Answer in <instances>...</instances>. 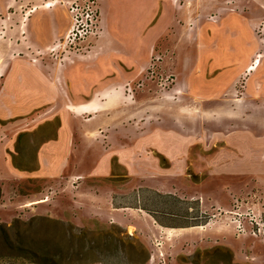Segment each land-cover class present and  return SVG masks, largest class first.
Returning a JSON list of instances; mask_svg holds the SVG:
<instances>
[{"label": "rangeland", "instance_id": "obj_1", "mask_svg": "<svg viewBox=\"0 0 264 264\" xmlns=\"http://www.w3.org/2000/svg\"><path fill=\"white\" fill-rule=\"evenodd\" d=\"M117 12L138 18L142 11ZM12 13L7 1L0 10V78L14 40L3 20ZM231 18L242 25L231 26ZM160 21L148 64L126 91L141 121L130 118L119 128L124 134L113 130V138L98 132L102 147L85 156L82 179L13 181L8 194L0 185V227L12 245L0 246V264H264V115L249 121L251 111L233 102L227 107L223 99L225 87L229 101L247 97L251 80L260 87L257 96L264 91V0H171L161 3L152 25ZM243 39L250 46L243 57L251 54L245 67L220 57ZM54 52L61 59L75 54L68 47ZM259 59L249 77L246 67ZM227 73L226 86L204 87ZM186 75L204 89L186 93ZM212 109L227 113L213 119L202 113ZM214 153L223 172L207 165ZM117 158L128 160L129 176ZM107 161L113 166L105 172ZM99 191L110 211L127 205L121 212L128 222L99 218L94 211L103 202L92 196ZM252 220L261 223L255 235Z\"/></svg>", "mask_w": 264, "mask_h": 264}, {"label": "crops", "instance_id": "obj_2", "mask_svg": "<svg viewBox=\"0 0 264 264\" xmlns=\"http://www.w3.org/2000/svg\"><path fill=\"white\" fill-rule=\"evenodd\" d=\"M7 1L15 13L3 21L14 40H10L12 49L0 78V185L7 193L6 188L13 181L82 179L85 156L95 147H102L95 140L98 132L114 130L124 134L119 128L130 118L141 121L138 110L130 111L126 91L148 64L154 40L162 31L161 21L152 25L156 10L162 2L170 5L171 0H147L144 4L142 0H99L102 33L90 39L81 54L67 55L64 59L57 57L53 49L71 29L67 2L74 0H0V10L5 9ZM122 8L142 11L139 17L146 15L145 21L137 18V14L123 18L124 14L117 12ZM229 21L231 26L242 25L237 19ZM22 37L24 40L19 44ZM249 47L243 39L232 53L223 52L220 57L236 58L245 67L246 59L251 58L250 53L243 57ZM215 63L222 66L226 62ZM256 63L246 67L249 77L262 65L261 61L251 71ZM228 75H219L212 82H205L204 87L225 85L223 80ZM183 83L186 93L204 89L195 85L191 75H186ZM224 89L225 106L233 102L246 112L251 111L249 121H257V114L264 115V91L259 97L256 95L260 87L255 80H251L247 97L229 101L224 97L228 88ZM202 113L213 119L227 112L212 109ZM234 113L239 119L243 116L242 111ZM143 151L136 149L137 154ZM220 158V154L214 153L205 160L210 169L222 171ZM117 164L128 176L132 173L127 159L117 158ZM112 166L113 163L105 162L103 171L112 170ZM92 194L96 204L103 202L99 204L103 210L94 211L99 218L105 221L113 218L120 224L128 222L121 212L127 205L113 206L114 211H110L112 203L106 200L107 196L102 192ZM93 206L97 210L98 206Z\"/></svg>", "mask_w": 264, "mask_h": 264}, {"label": "built area", "instance_id": "obj_3", "mask_svg": "<svg viewBox=\"0 0 264 264\" xmlns=\"http://www.w3.org/2000/svg\"><path fill=\"white\" fill-rule=\"evenodd\" d=\"M68 11L71 16L72 25L71 29L63 39L58 42L53 51L57 47H68L73 50L75 54L82 51L83 44L101 33V17L97 0H74L67 3ZM253 225L251 233L255 235L256 230H261V223L252 220Z\"/></svg>", "mask_w": 264, "mask_h": 264}, {"label": "bare ground", "instance_id": "obj_4", "mask_svg": "<svg viewBox=\"0 0 264 264\" xmlns=\"http://www.w3.org/2000/svg\"><path fill=\"white\" fill-rule=\"evenodd\" d=\"M49 6H50V4H49ZM38 11V10H37ZM34 11H32V13H33ZM27 15V14H26ZM27 20V19H26ZM260 64H261V61L259 60V61H257V63H256V65L253 67V68H251V71H254V70H256L259 66H260ZM46 201L45 200H40V201H34V202H31L30 204H28V206H32V205H36V204H42V203H45ZM128 229H129V231L130 232H133L134 231V227H133V225L132 226H129L128 227Z\"/></svg>", "mask_w": 264, "mask_h": 264}, {"label": "trees", "instance_id": "obj_5", "mask_svg": "<svg viewBox=\"0 0 264 264\" xmlns=\"http://www.w3.org/2000/svg\"><path fill=\"white\" fill-rule=\"evenodd\" d=\"M3 232L4 233V235H5V238H4V240H1V238H0V246H2L3 244H4V246L8 243H10V237L7 235L6 236V230H5V228H4V226H1L0 227V232ZM10 245V244H9ZM10 246H12V245H10Z\"/></svg>", "mask_w": 264, "mask_h": 264}]
</instances>
